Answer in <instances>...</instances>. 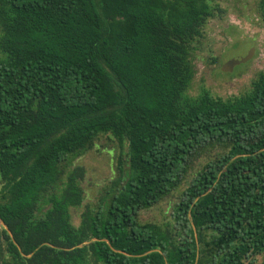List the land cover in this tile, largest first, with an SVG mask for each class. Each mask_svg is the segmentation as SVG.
Segmentation results:
<instances>
[{
  "label": "trees",
  "instance_id": "16d2710c",
  "mask_svg": "<svg viewBox=\"0 0 264 264\" xmlns=\"http://www.w3.org/2000/svg\"><path fill=\"white\" fill-rule=\"evenodd\" d=\"M217 1L0 0V264L264 253V70L240 96L189 95ZM102 137L116 173L75 225L85 170L73 162ZM185 178L172 221L139 220Z\"/></svg>",
  "mask_w": 264,
  "mask_h": 264
},
{
  "label": "rangeland",
  "instance_id": "374dc122",
  "mask_svg": "<svg viewBox=\"0 0 264 264\" xmlns=\"http://www.w3.org/2000/svg\"><path fill=\"white\" fill-rule=\"evenodd\" d=\"M258 1L216 2L220 12L207 21L202 36L192 44L195 74L189 95L197 96L203 89L212 97H237L246 93L252 80L264 70V17L257 13ZM117 153L114 144L102 137L91 150L74 160V165L85 170L82 180L84 200L81 207L72 211L75 225L84 207L96 204L98 195L114 177ZM188 179L185 178L165 200L140 212L139 220L159 224L172 221L170 208L180 199ZM210 254L208 251L204 257ZM249 261L264 264V253L254 255Z\"/></svg>",
  "mask_w": 264,
  "mask_h": 264
},
{
  "label": "water",
  "instance_id": "95a60500",
  "mask_svg": "<svg viewBox=\"0 0 264 264\" xmlns=\"http://www.w3.org/2000/svg\"><path fill=\"white\" fill-rule=\"evenodd\" d=\"M251 55H252V53H251ZM0 223L4 226V224L0 221Z\"/></svg>",
  "mask_w": 264,
  "mask_h": 264
}]
</instances>
